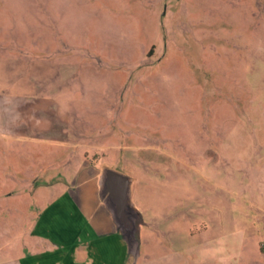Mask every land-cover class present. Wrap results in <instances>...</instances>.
<instances>
[{
    "label": "rangeland",
    "instance_id": "obj_1",
    "mask_svg": "<svg viewBox=\"0 0 264 264\" xmlns=\"http://www.w3.org/2000/svg\"><path fill=\"white\" fill-rule=\"evenodd\" d=\"M86 157L132 179L135 264H264V0H0V216Z\"/></svg>",
    "mask_w": 264,
    "mask_h": 264
},
{
    "label": "crops",
    "instance_id": "obj_2",
    "mask_svg": "<svg viewBox=\"0 0 264 264\" xmlns=\"http://www.w3.org/2000/svg\"><path fill=\"white\" fill-rule=\"evenodd\" d=\"M99 174L86 157L63 190L51 196L39 189L41 207L0 216V264H131L99 196Z\"/></svg>",
    "mask_w": 264,
    "mask_h": 264
},
{
    "label": "water",
    "instance_id": "obj_3",
    "mask_svg": "<svg viewBox=\"0 0 264 264\" xmlns=\"http://www.w3.org/2000/svg\"><path fill=\"white\" fill-rule=\"evenodd\" d=\"M132 179L110 166H102L99 174V196L126 244L127 253L135 264L140 255L138 218L140 212L131 198Z\"/></svg>",
    "mask_w": 264,
    "mask_h": 264
}]
</instances>
